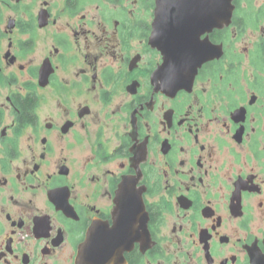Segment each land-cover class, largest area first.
Returning a JSON list of instances; mask_svg holds the SVG:
<instances>
[{"label": "flooded vegetation", "instance_id": "af4514ba", "mask_svg": "<svg viewBox=\"0 0 264 264\" xmlns=\"http://www.w3.org/2000/svg\"><path fill=\"white\" fill-rule=\"evenodd\" d=\"M232 7L179 82L155 0H0V264H264V0Z\"/></svg>", "mask_w": 264, "mask_h": 264}, {"label": "water", "instance_id": "95a60500", "mask_svg": "<svg viewBox=\"0 0 264 264\" xmlns=\"http://www.w3.org/2000/svg\"><path fill=\"white\" fill-rule=\"evenodd\" d=\"M232 1L155 0L150 44L163 54L164 66L170 69L168 76L176 77L179 82L192 77L185 72L195 71V57L191 48H195L197 31L200 28L205 31L227 25L231 18ZM185 63L187 65L183 68ZM108 257L109 252L99 250L97 243L90 248L82 245L75 264H110Z\"/></svg>", "mask_w": 264, "mask_h": 264}]
</instances>
